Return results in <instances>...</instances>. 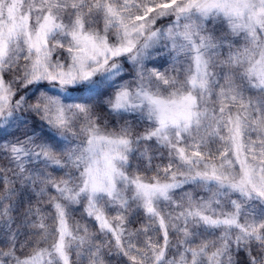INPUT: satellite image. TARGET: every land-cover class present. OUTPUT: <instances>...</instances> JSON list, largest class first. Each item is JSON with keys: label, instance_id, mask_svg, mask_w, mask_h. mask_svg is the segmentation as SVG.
<instances>
[{"label": "snow or ice", "instance_id": "1", "mask_svg": "<svg viewBox=\"0 0 264 264\" xmlns=\"http://www.w3.org/2000/svg\"><path fill=\"white\" fill-rule=\"evenodd\" d=\"M0 264H264V0H0Z\"/></svg>", "mask_w": 264, "mask_h": 264}]
</instances>
